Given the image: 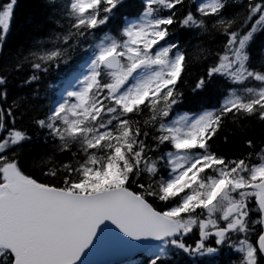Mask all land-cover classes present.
I'll return each mask as SVG.
<instances>
[{
  "label": "snow or ice",
  "instance_id": "snow-or-ice-1",
  "mask_svg": "<svg viewBox=\"0 0 264 264\" xmlns=\"http://www.w3.org/2000/svg\"><path fill=\"white\" fill-rule=\"evenodd\" d=\"M0 264H264V0H0Z\"/></svg>",
  "mask_w": 264,
  "mask_h": 264
},
{
  "label": "trees",
  "instance_id": "trees-1",
  "mask_svg": "<svg viewBox=\"0 0 264 264\" xmlns=\"http://www.w3.org/2000/svg\"><path fill=\"white\" fill-rule=\"evenodd\" d=\"M19 2L21 5V8H25L27 6H30L33 3V0H19ZM18 11H19V9H18ZM14 31H15V29H14ZM256 127L258 128L259 126H256Z\"/></svg>",
  "mask_w": 264,
  "mask_h": 264
},
{
  "label": "water",
  "instance_id": "water-1",
  "mask_svg": "<svg viewBox=\"0 0 264 264\" xmlns=\"http://www.w3.org/2000/svg\"><path fill=\"white\" fill-rule=\"evenodd\" d=\"M98 259H101V260H108V259H119L118 257L117 258H110V257H98Z\"/></svg>",
  "mask_w": 264,
  "mask_h": 264
}]
</instances>
